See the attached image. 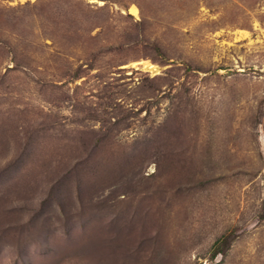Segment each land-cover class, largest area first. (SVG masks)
Listing matches in <instances>:
<instances>
[{
	"label": "rangeland",
	"instance_id": "1",
	"mask_svg": "<svg viewBox=\"0 0 264 264\" xmlns=\"http://www.w3.org/2000/svg\"><path fill=\"white\" fill-rule=\"evenodd\" d=\"M0 264H264V0H0Z\"/></svg>",
	"mask_w": 264,
	"mask_h": 264
},
{
	"label": "bare ground",
	"instance_id": "2",
	"mask_svg": "<svg viewBox=\"0 0 264 264\" xmlns=\"http://www.w3.org/2000/svg\"><path fill=\"white\" fill-rule=\"evenodd\" d=\"M130 13L137 17L138 14H139V10H138V8H137L136 6H132V7L130 8ZM144 66H145V68H146L148 71H150V72L153 73L154 75L159 74V71H160V70H159V68H158L157 66H155V65H153V64H151V63H148V62H145V63H144Z\"/></svg>",
	"mask_w": 264,
	"mask_h": 264
}]
</instances>
